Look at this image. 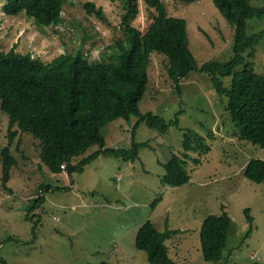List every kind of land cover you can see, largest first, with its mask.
Segmentation results:
<instances>
[{
    "label": "rangeland",
    "instance_id": "374dc122",
    "mask_svg": "<svg viewBox=\"0 0 264 264\" xmlns=\"http://www.w3.org/2000/svg\"><path fill=\"white\" fill-rule=\"evenodd\" d=\"M162 1L169 16L186 20L189 48L200 67L234 56L235 29L213 0ZM251 2L264 8V0ZM87 3L102 7L109 23L89 12ZM3 6L0 0V50L15 47L46 63L80 49L89 61H110L123 38L121 0H66L64 21L55 27L39 26L24 13L8 16ZM152 14L156 10L140 0L134 25L144 31ZM262 30L264 15L248 20V35ZM250 60L264 75V36ZM150 64L141 112L175 122L162 133L146 122L135 129L138 118L133 116L102 130L108 147L116 149H130L135 134L136 142L144 144L135 162L101 155L82 173L55 174L41 161V142L15 127L11 151L17 164L4 186L1 152L10 142V118L0 108V264H148L147 253L135 244L138 230L148 220L161 231L181 230L167 242L173 259L182 264H221L204 259L200 231L208 216L224 210L233 221L224 263L264 264V183L244 175L251 160H264V148L239 137L225 109L229 99L217 92L210 75L191 72L178 90L168 75L166 56L154 52ZM231 82L232 77L224 78L226 87ZM188 131L203 136L210 150L193 153L199 164L188 160L189 183L170 186L163 183L165 164L173 154L182 155ZM43 183L50 190H38ZM41 194L42 204L34 207L33 198ZM247 209L254 223L244 240L250 229Z\"/></svg>",
    "mask_w": 264,
    "mask_h": 264
},
{
    "label": "trees",
    "instance_id": "16d2710c",
    "mask_svg": "<svg viewBox=\"0 0 264 264\" xmlns=\"http://www.w3.org/2000/svg\"><path fill=\"white\" fill-rule=\"evenodd\" d=\"M121 1L124 7L120 24L123 38L118 40L110 61H89L82 49L75 54L60 55L52 63L33 57L31 53H20L15 47L8 52L0 50V108L10 118V142L1 152L4 186L17 164L11 151L17 134L15 127L41 142V161L55 174L82 173L101 155L135 162L144 145L136 142L135 134L130 149H116L108 147L102 130L117 119L129 121L133 116L138 118L135 129L146 122L162 133L175 122L152 113L143 114L140 109L150 81L149 68L154 52L168 59L167 72L178 90L191 72L210 75L217 92L229 99L225 109L239 137L264 148V75L254 70L250 60L255 56L264 30L247 34L248 20L262 17L264 8L254 6L251 0H213L235 29V54L228 62H211L200 67L189 48L185 19L169 16L162 0H146L157 14L150 16L147 28L141 31L134 25L140 13V0ZM174 1L189 3L196 0ZM65 3L66 0H4L3 10L8 16L24 13L39 26L55 27L64 21ZM85 7L101 21L109 23L102 7H96L94 3H87ZM225 77H232L230 87L225 86ZM185 135L182 155L173 154L165 164L163 183L170 186L189 183L188 160L199 164L200 159L193 157V153L210 150L203 136L194 131ZM94 146L98 149L85 156ZM80 157L83 158L76 162ZM244 175L256 183H264V160H251ZM38 190L48 191L50 185L43 183ZM42 195L33 198L34 207L42 204ZM160 201L161 198L156 199L152 207ZM246 216L250 229L244 240L250 237L254 223L250 209L246 210ZM232 222L225 210L204 220L200 240L206 261L226 264L224 261L226 258L227 262L228 257L224 258V250ZM180 232L169 228L161 231L148 220L138 230L136 248L147 253L148 264H182L170 256L167 244Z\"/></svg>",
    "mask_w": 264,
    "mask_h": 264
}]
</instances>
